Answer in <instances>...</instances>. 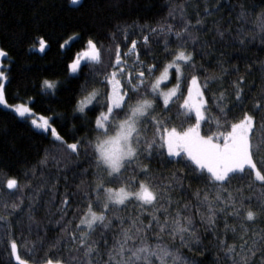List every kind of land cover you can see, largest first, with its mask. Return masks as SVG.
<instances>
[{
	"label": "snow or ice",
	"instance_id": "1",
	"mask_svg": "<svg viewBox=\"0 0 264 264\" xmlns=\"http://www.w3.org/2000/svg\"><path fill=\"white\" fill-rule=\"evenodd\" d=\"M70 2L78 5L80 0ZM205 13L212 15L207 7ZM245 15L241 11L240 17L244 18ZM169 16H179L183 20L180 30H175L170 23L149 29L150 34L165 37L163 51L167 56L162 69L157 68L155 61L145 63L140 59L136 39L125 45L122 55L115 34L112 37L114 48L105 49L100 41L89 37L83 51L72 60L69 67L73 73L83 71V58L85 68L93 76L104 77L101 81L104 88L109 89L111 86L102 94L103 110L95 121L94 141L68 143L52 127L48 117H37L25 103H8L5 95L8 77L4 71H0V105L54 137L57 153L63 152L64 155H52L53 167L58 172L62 171L61 165L66 168L71 162L68 156L79 157L83 151L85 155L91 156L96 169L92 173L94 179L84 190L86 208L75 228H70L71 220L63 223L59 237L50 242L49 247H56L61 241L67 245L71 241L75 251L80 253V256H73L71 259L77 264H93V257L101 255L94 235L98 229L111 227L113 218H116L119 220L120 231L118 238L106 249L105 264H189L180 248L193 242L198 243L200 236L194 216L183 211L189 205L186 203L180 206L172 195L178 188H183L186 177L181 174V170L168 176H155L153 172L159 170L151 169L148 163L152 159H166L169 164H183L185 168L191 165L192 174L205 184L203 193L200 189L194 192L197 213L203 224L214 231L218 218L231 216L237 222L230 225L225 219V233L231 231L236 235L238 227L242 243L237 249L235 243L219 239V248L224 258L230 260L231 264H255V258L259 254V264H264V230L252 231L249 236L250 226L264 216V159H257L262 149L261 141L254 140L257 135L254 132L257 128L255 115L242 107L247 102L243 96L244 78L240 77L239 81L232 82V97L235 101L232 108H229L232 98L226 96L225 91L213 94V107L218 114L211 115L204 89L208 87L209 80L222 81L227 70L222 68L219 74L206 75L201 84L200 77L196 74L197 61L187 47L190 41L195 43L198 39V35L194 33L199 29L187 19L183 4L170 5ZM258 19L259 32L264 33V16H258ZM201 24L203 20L198 17L196 25ZM118 30L127 41L128 27ZM172 35L176 40L174 48L167 39ZM219 35L223 37L224 33L220 32ZM141 39L143 45L149 44V35H142ZM240 43L243 44L244 39ZM39 44V50L43 52L46 43L41 39ZM6 55L0 49V57ZM106 58L109 61L107 68ZM129 60H132L131 64ZM185 70L188 71L187 76ZM261 70L264 71V68ZM157 72L159 75H156ZM170 78L173 80L172 86L167 87V90L162 89L161 84ZM43 87L52 90L56 85L44 80ZM84 91L86 94L77 103V111L80 113H84L92 101L95 100L97 104L101 102L97 99L101 96L98 89L93 87ZM173 107L177 108L178 116L184 117L179 127L168 121V114ZM236 107L241 108L242 115L239 118L230 117L231 111ZM253 108L264 113V91L261 92L260 99L253 103ZM202 126L205 129L203 134ZM259 129L264 131V118L260 121ZM48 157L49 153L46 151L40 164L47 165ZM233 180L247 181V192L244 186L232 188ZM6 187L20 191L15 178H9ZM42 188L43 185H38L28 197L26 213L30 222L34 220V204L38 201ZM255 191H259V195L253 196ZM174 202L177 207L173 214L169 209ZM22 204V199L19 203L12 202V212L0 213V236L7 237L10 255L16 264H29L28 260L21 257L16 239L11 237L12 225L9 220V216L20 209ZM129 205L147 212L150 217L148 223L145 224L137 216L131 218L125 227L124 219L117 217L116 213L126 210ZM61 206L62 214L57 223L67 215L66 197L61 201ZM3 207L7 209L9 204L5 203ZM200 207H205L206 213H200ZM149 232L154 242L150 240ZM165 235L172 241L171 245L164 242ZM177 239L179 246L175 245ZM43 264H65V261L47 258Z\"/></svg>",
	"mask_w": 264,
	"mask_h": 264
},
{
	"label": "trees",
	"instance_id": "2",
	"mask_svg": "<svg viewBox=\"0 0 264 264\" xmlns=\"http://www.w3.org/2000/svg\"><path fill=\"white\" fill-rule=\"evenodd\" d=\"M180 4L186 9L187 19L199 29L194 33L198 39L195 43L190 41L187 47L197 61L196 74L201 84L206 75L219 74L222 68L227 70L222 81L209 80L208 87L204 89L210 114H218L213 107L212 96L220 91H225L226 96L232 98L229 108L233 107L232 82L243 77V96L247 102L242 107L255 115L257 128L254 132L257 135L254 140L261 141L262 149L257 159H264V131L259 129L264 113L253 108V103L260 99L264 91V71L261 70L264 68V33H260L258 27V16H264V0H80L78 5L71 4L70 0H0V49L7 53L4 63L7 65L5 95L8 102L28 104L35 115L52 118V126L68 143L94 141L95 121L103 110L102 94L109 89L101 83L104 79L102 75L93 76L85 68L83 58V71L73 73L69 67L72 60L83 51L89 37L100 41L105 49L114 48L112 37L115 34L122 55L125 45L136 39L140 59L145 63L155 61L157 68L162 69L167 56L163 51L165 37L150 34L149 29L170 23L175 30H180L183 20L179 16H169L170 5ZM206 7L212 15H206ZM241 11L246 13L244 18L240 17ZM198 17L203 20V24L196 25ZM125 26L128 27L127 41L118 30ZM220 32L224 33L223 37L219 35ZM142 35H149L147 46L142 44ZM41 39L46 43L43 52L39 50ZM167 39L174 48L175 36ZM241 39H244L243 44L240 43ZM128 62L131 64L132 60ZM108 63L106 58L105 68ZM185 75H188L187 70ZM44 80L52 81L56 87L45 89ZM93 87L100 91L101 96L97 99L101 102L97 104L94 100L84 113H80L77 103L86 94L84 89ZM241 115L240 107L230 113L233 118ZM183 120L184 117L178 116L177 108L173 107L168 114L169 123L179 127ZM204 131L202 126V134ZM46 151L49 153L48 163L41 165ZM52 155L64 153H57L54 137L50 133L36 129L27 119L0 106V213L12 212L11 203L23 200L20 209L9 216L11 237L16 239L21 257L31 264H43L47 258L54 261L60 258L65 264H77L71 257L80 256V253L75 251L71 241L67 245L61 241L56 247H49V243L59 237L63 223L71 220L70 228H75L86 208L84 190L94 179L92 173L96 169L91 156L81 151L79 157L68 156L71 162L66 168L61 165L62 171L58 172L53 167ZM148 163L151 169L159 170L153 172L155 176H168L181 170V174L186 177L183 188H178L172 195L180 206L189 205L183 211L194 216L200 240L180 248L182 256L189 264H218V261L220 264H231L220 251L219 239L235 243L239 249L242 243L239 228L236 235L231 231L225 233L224 230L225 219L230 225L237 222L231 216L218 218L213 231L200 221L194 192L200 189L203 193L205 184L192 174L191 165L185 168L183 164H169L166 159H152ZM9 178L18 180L20 191L7 189ZM38 185H43V188L34 204V220L30 222L26 213L28 197ZM238 186H244L247 192V181L233 180L232 188ZM252 194L259 195V191ZM65 197L68 199L67 215L57 223L62 214L61 201ZM5 203L9 204L7 209L3 207ZM253 203L255 206V201ZM176 207L177 203L174 202L169 211L174 214ZM206 211L205 207L199 208L200 213ZM142 212L139 207L129 205L126 210L117 212L116 216L124 219L125 227L131 218L137 216L147 224L150 217L147 212L141 215ZM261 230H264V216L250 226L249 236L252 231ZM119 231V220L116 218H113L111 227L98 229L94 239L98 242L101 255L93 257V264H105L106 249L118 238ZM149 237L154 242L151 232ZM6 241L7 237L0 236V264H16ZM164 242L172 244L167 235L164 236ZM175 245L179 246L178 239ZM255 264H259V254Z\"/></svg>",
	"mask_w": 264,
	"mask_h": 264
},
{
	"label": "rangeland",
	"instance_id": "3",
	"mask_svg": "<svg viewBox=\"0 0 264 264\" xmlns=\"http://www.w3.org/2000/svg\"><path fill=\"white\" fill-rule=\"evenodd\" d=\"M6 69H7V65L4 63V57H0V71H4L5 72V74H6V76H7V71H6ZM8 77V76H7ZM7 83H8V79H7V81L5 82V88H6V85H7ZM172 84H173V80L170 78L169 80H167V81H165V82H163L162 84H161V88L162 89H164V90H167V87H171L172 86ZM110 87L111 86H109V89H110ZM93 102L94 101H92V103L91 104H93ZM9 103V102H8ZM11 104V103H10ZM91 104H89L88 106H90ZM28 105V104H27ZM1 107H3L2 105H0ZM29 106V105H28ZM30 107V106H29ZM4 108V107H3ZM7 109V108H6ZM9 110H11V109H9ZM34 113V112H33ZM37 116V115H36ZM38 117V116H37ZM50 119V123L52 124V122H51V119L52 118H49ZM53 127V126H52ZM37 129V128H36ZM40 130V129H39ZM29 264H31V263H29Z\"/></svg>",
	"mask_w": 264,
	"mask_h": 264
}]
</instances>
